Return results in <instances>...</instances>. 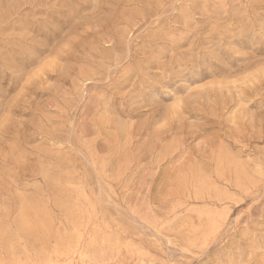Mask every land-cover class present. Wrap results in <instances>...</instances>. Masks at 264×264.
Here are the masks:
<instances>
[{
  "label": "rangeland",
  "instance_id": "374dc122",
  "mask_svg": "<svg viewBox=\"0 0 264 264\" xmlns=\"http://www.w3.org/2000/svg\"><path fill=\"white\" fill-rule=\"evenodd\" d=\"M0 264H264V0H0Z\"/></svg>",
  "mask_w": 264,
  "mask_h": 264
}]
</instances>
